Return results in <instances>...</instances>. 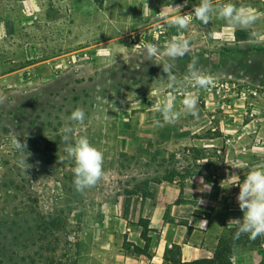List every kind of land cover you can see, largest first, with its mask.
I'll use <instances>...</instances> for the list:
<instances>
[{
    "label": "rangeland",
    "instance_id": "rangeland-1",
    "mask_svg": "<svg viewBox=\"0 0 264 264\" xmlns=\"http://www.w3.org/2000/svg\"><path fill=\"white\" fill-rule=\"evenodd\" d=\"M31 2L32 9L24 0H0V264H76L94 242H107L101 230L110 200L151 182H183L196 171L198 153L183 145L188 132L173 136V124L154 125L162 117L152 104L170 92L177 108L182 99L168 87L161 64H174L180 82L195 57L215 78L199 90L204 111L243 103L264 109V0H213L254 10L260 18L248 29L215 16L207 25L194 19L187 29L165 22L172 34L149 41L161 53L151 61L132 35L159 25L162 8L170 18L171 4L184 5L186 14L200 0ZM174 36L189 39L191 48L172 61L162 53ZM77 107L85 112L82 124L67 119ZM181 123H192V116ZM65 126L72 128L69 143L86 135L104 155V177L83 192L64 151ZM16 136L30 153L26 171L20 161L28 153L14 148ZM123 243L118 238L109 253Z\"/></svg>",
    "mask_w": 264,
    "mask_h": 264
},
{
    "label": "crops",
    "instance_id": "crops-1",
    "mask_svg": "<svg viewBox=\"0 0 264 264\" xmlns=\"http://www.w3.org/2000/svg\"><path fill=\"white\" fill-rule=\"evenodd\" d=\"M24 2L33 8L31 0ZM198 109V120L192 117V123L182 124L186 117L182 116L172 125L173 136L190 135L183 145L198 153L195 173L183 182L177 178L151 182L145 189L110 200L101 230L107 242H94L93 250L82 253L76 264H171L165 254L173 246L180 247L177 259L182 263L211 259L220 237L237 230L228 224L231 218L243 217L236 199L240 189L235 184L264 161V109L245 108L244 103L216 113ZM216 118L218 124L213 122ZM120 237L128 250L123 243L120 252L109 253ZM99 246L104 250L97 252ZM262 254L264 236L260 244L237 246L232 264H263Z\"/></svg>",
    "mask_w": 264,
    "mask_h": 264
},
{
    "label": "clouds",
    "instance_id": "clouds-1",
    "mask_svg": "<svg viewBox=\"0 0 264 264\" xmlns=\"http://www.w3.org/2000/svg\"><path fill=\"white\" fill-rule=\"evenodd\" d=\"M186 3L187 0H185ZM183 7L184 5L177 4L173 6L171 4L170 8L175 13L174 15L169 18V14L165 13L162 8L156 14V18L179 29H187L193 19L207 25L213 16L233 27L248 29L260 18L254 10L237 7L231 2L214 5L213 0H200L197 5L193 6L192 12L181 14ZM251 35L255 38L258 34L252 33ZM190 48L189 39L174 36L166 43L162 54L175 61L177 58L188 54ZM158 54L161 53L155 44L143 43L142 55L144 60L151 61ZM197 64V59L193 57L187 65V75L180 82L172 72L174 64H161L163 72L167 74L168 87L179 93L182 99L179 108H177L176 95L170 92L163 98L158 99L154 105L152 104L150 108H154V111L162 117V121L154 119L155 126L174 124L182 116L187 115H191L196 120L199 119V90H207L214 86L215 78L197 67ZM105 103H108L106 99ZM67 119L82 124L85 119V112L82 108L77 107ZM71 132L72 128L69 126L62 129V140L65 143L64 151L67 153V158H71L75 164L73 168L75 188L77 191L83 192L94 187L104 177V155L102 151L90 143L86 135L76 138L74 144L69 143ZM12 143L14 148L21 152H25L27 149L26 142H22L18 139V136L13 138ZM29 155L30 153L20 161L22 166H26L25 171L32 167L27 163ZM231 176L238 177L239 175L233 173ZM235 185L240 189L236 199L240 210L243 212L242 219L231 218L228 221V224L235 226L237 229L235 238L238 239L242 234H248L249 239L252 240L264 236V161L255 164L247 173L243 182H237ZM207 188L210 190L211 186L207 185ZM201 203L203 201L199 200V204ZM199 223L206 225L207 221L201 220Z\"/></svg>",
    "mask_w": 264,
    "mask_h": 264
},
{
    "label": "trees",
    "instance_id": "trees-1",
    "mask_svg": "<svg viewBox=\"0 0 264 264\" xmlns=\"http://www.w3.org/2000/svg\"><path fill=\"white\" fill-rule=\"evenodd\" d=\"M98 5L102 6L104 0H94ZM147 228V226H146ZM237 230H228L220 239L214 256L211 259H200L193 262L182 263L177 256L180 255V247L173 246L170 251L165 254V261L171 264H232V257L237 246H248L249 244H260L263 236L257 237L255 240L249 239L248 234H242L238 239L235 238ZM145 237V234H144Z\"/></svg>",
    "mask_w": 264,
    "mask_h": 264
},
{
    "label": "built area",
    "instance_id": "built-area-1",
    "mask_svg": "<svg viewBox=\"0 0 264 264\" xmlns=\"http://www.w3.org/2000/svg\"><path fill=\"white\" fill-rule=\"evenodd\" d=\"M163 24H165V21L160 22L159 25L151 26L150 29H142L132 35V41L135 43V46L139 43L136 47H142L144 42H149L152 39L166 40L168 35L172 34V31ZM176 94L181 96L177 92Z\"/></svg>",
    "mask_w": 264,
    "mask_h": 264
}]
</instances>
